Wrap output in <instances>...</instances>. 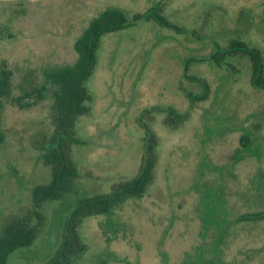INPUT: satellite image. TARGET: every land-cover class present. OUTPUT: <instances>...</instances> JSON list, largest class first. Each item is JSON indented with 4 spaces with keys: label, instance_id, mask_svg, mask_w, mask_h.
<instances>
[{
    "label": "rangeland",
    "instance_id": "1",
    "mask_svg": "<svg viewBox=\"0 0 264 264\" xmlns=\"http://www.w3.org/2000/svg\"><path fill=\"white\" fill-rule=\"evenodd\" d=\"M158 2L187 32L144 21L103 37L88 84L92 112L77 123L84 143L72 146L75 191L36 207L34 188L53 174L42 156L55 129L52 98L38 90L44 70L75 62L76 39L106 7L133 15ZM232 39L264 56V0H0V70H12L14 96L23 86L37 98L29 109L5 104L0 115V234L14 218L39 224L12 264L48 262L80 200L136 176L146 156L140 121L160 140L154 180L142 197L84 220L87 249L73 264H264V220H237L264 210V89L252 86L246 57L224 68L186 60ZM192 77L208 82L207 99L192 103L188 94L203 91ZM169 106L187 116L177 128L165 123Z\"/></svg>",
    "mask_w": 264,
    "mask_h": 264
},
{
    "label": "trees",
    "instance_id": "2",
    "mask_svg": "<svg viewBox=\"0 0 264 264\" xmlns=\"http://www.w3.org/2000/svg\"><path fill=\"white\" fill-rule=\"evenodd\" d=\"M161 2L145 12L130 15L125 9L109 6L101 10L89 22L81 35L76 39L74 48L77 58L74 63L58 64L44 70V82L40 91V99L52 98L51 115L54 124L52 137L46 140L42 156L51 165L52 179L45 185H39L33 190V202L36 207L43 203L64 199L75 191V179L78 171L71 157L72 146L83 144L84 141L76 137L77 123L80 117L88 116L92 112L90 102L92 95L88 84L94 75L98 62L99 51L103 37L109 33L137 27L144 21H154L160 26L177 33L187 30L173 23L163 13ZM209 56H189L186 58L189 66L196 62L213 61L220 68L230 65L231 60L246 57L251 61V84L256 89H264V56L261 50L248 44L244 40L232 39L227 47L216 44ZM13 72L10 69L0 70V115L5 104H12L20 109H29L36 104V92L28 91L20 86L23 94L14 96ZM192 79L203 89L199 95L189 93L192 103L203 101L209 95V84L197 77ZM32 98V101H31ZM155 110L148 108L143 117L151 115ZM187 119L173 106L167 108L165 123L177 128ZM146 131V156L139 172L132 179L115 185L109 193L95 194L82 199L79 204L66 216L63 223L62 241L55 255L45 264H73L82 257L87 247L82 240L80 228L84 220L91 216L112 214L128 199L142 197L155 177L158 164L159 136L147 121H140ZM243 147H248V135L243 137ZM114 209V211H112ZM36 214H38L36 212ZM240 222H257L264 220V210L246 213L237 217ZM39 233V224L33 222L32 217L25 216L9 221L0 234V264H12L10 259L14 253L34 244Z\"/></svg>",
    "mask_w": 264,
    "mask_h": 264
}]
</instances>
